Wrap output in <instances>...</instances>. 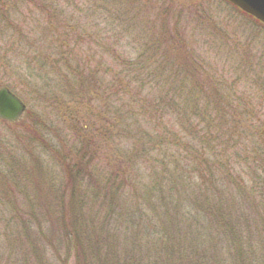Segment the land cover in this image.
I'll return each mask as SVG.
<instances>
[{
    "label": "trees",
    "instance_id": "1",
    "mask_svg": "<svg viewBox=\"0 0 264 264\" xmlns=\"http://www.w3.org/2000/svg\"><path fill=\"white\" fill-rule=\"evenodd\" d=\"M12 2L0 0V22L11 30L9 46L20 51H121L117 22L102 23L110 32L103 44L99 25H71L61 1ZM56 30L59 36L49 37ZM143 41L154 49L145 43L138 51H186L175 33ZM177 55L165 59L170 69L158 76L143 65L134 72L137 62L118 56L128 69L87 94L91 103L103 98L101 131L93 133L96 116L89 140L76 129L72 151L58 155L63 183L51 204L26 213L38 214L43 228L56 220L74 264H264V105H255L250 73L240 66L216 70L207 60H185L190 53ZM75 64L69 73L82 87L91 80L87 61ZM251 81L264 94V76ZM148 92L156 100L147 102ZM96 137L129 149L107 154L104 169H96Z\"/></svg>",
    "mask_w": 264,
    "mask_h": 264
},
{
    "label": "rangeland",
    "instance_id": "2",
    "mask_svg": "<svg viewBox=\"0 0 264 264\" xmlns=\"http://www.w3.org/2000/svg\"><path fill=\"white\" fill-rule=\"evenodd\" d=\"M10 1L16 6L14 1L17 0ZM40 1L56 5L61 1L62 11L71 25L78 23L88 28L97 23L100 29L95 33L104 31L100 33L99 43L110 36V32L102 29V23L117 22L115 32L121 35V51H75V56L68 51H20L17 45L9 46L6 35L11 30L0 22V26L5 27L0 30V87L5 86L17 94L30 111L18 123L0 119V264H74L73 256L64 247L66 243L59 240L56 220L47 219L50 221L43 228L37 225L41 221L38 214L26 216V213H40L44 203L45 206L51 204V194L63 183L57 158L61 153L72 151L69 146L73 144L76 129L89 140L90 116H96L93 133H97L96 129L101 131L105 121L100 109L103 98L91 103L87 94L99 89L100 84L111 82L112 74L128 69L120 64L118 56L137 62L134 72L143 65L155 76L168 72L170 65L165 59L171 54L179 57L177 54L190 53L191 58L185 60L194 64L207 60L216 70L219 65L232 69L240 66L250 73L247 87L255 105H264V94L251 81L256 75L264 76V26L223 0ZM113 17L120 19L114 21ZM163 17L165 28H162ZM48 26L55 27L54 24ZM40 31L39 26L36 33ZM163 31L180 35L186 51H163L164 48L138 51L145 48V43L149 46L154 43L143 40H157ZM58 36V30L49 35ZM24 41L19 44L22 48L26 47ZM106 43L107 40H103V44ZM152 49L153 46L149 48ZM80 57L87 61L85 73L91 78L82 87L77 75L69 73L68 69L69 64L77 65L75 59ZM240 59L245 64L240 63ZM105 70H109L108 73ZM144 83L151 85L147 79ZM145 100L154 101L156 97L148 92ZM258 113L264 115V107ZM98 137L96 145L92 146L96 169H104L107 154L129 149L124 144L107 147L106 141L96 142ZM148 182L145 178V183ZM31 206L34 207L31 209ZM27 219L30 221L24 224Z\"/></svg>",
    "mask_w": 264,
    "mask_h": 264
},
{
    "label": "water",
    "instance_id": "3",
    "mask_svg": "<svg viewBox=\"0 0 264 264\" xmlns=\"http://www.w3.org/2000/svg\"><path fill=\"white\" fill-rule=\"evenodd\" d=\"M240 10L251 15L264 25V0H227ZM25 110L21 99L6 87L0 88V119L13 122L18 120Z\"/></svg>",
    "mask_w": 264,
    "mask_h": 264
}]
</instances>
